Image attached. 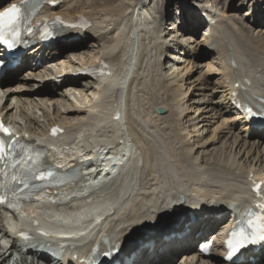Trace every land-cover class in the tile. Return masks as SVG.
Instances as JSON below:
<instances>
[{
	"label": "bare ground",
	"instance_id": "1",
	"mask_svg": "<svg viewBox=\"0 0 264 264\" xmlns=\"http://www.w3.org/2000/svg\"><path fill=\"white\" fill-rule=\"evenodd\" d=\"M6 1H10L11 3L17 2V0H0V4ZM53 1H60V0H53ZM72 1L74 0H62L60 1V4H58L55 8H47V10L48 12L52 14L62 15L68 19H77L81 15L86 16L90 18L91 20H93L94 26L93 28L89 29L86 34H84L81 40L77 41L79 43L68 45L66 46V48H68L69 50L74 49L78 46L84 45L87 40H94V43L100 42V43L107 45L106 47L109 50L107 51L106 49L107 53L103 54L102 59L108 61V63L112 65L115 64L116 66L117 64L119 68L125 62L124 66L126 67V69L124 72H119L120 73L119 77L120 76L122 77L120 78L122 80L121 84L126 85V88L124 92H123L122 87H119V89H117L116 88L117 80L114 82V85H113V81L115 79H114V72H113L114 69L112 67H111V74H112L111 76L102 77L98 81L97 79L91 80V82L94 84H96V82L98 83V91H100V94L102 95V101L105 98L107 100L108 97L110 99L113 98V100L112 101L110 100V102L112 105L114 104L115 106H112L111 111L108 112V115L110 114L112 118L110 120H106V117L104 119V117L102 118V116L99 117V116L94 115V113L92 112H94V110H96L97 107L104 108V106H101V105L97 106V104L95 105L96 107L93 106L94 102H91L92 107L89 109V111L87 110V112H83L82 110L75 108V106H70L67 109V111L69 112H66L67 117L64 120L70 121V119L74 120L80 117L78 119L81 122L80 124L78 123V125L73 126L74 129L73 128L70 129L66 126L64 122L62 123L58 121L52 122L51 124L59 123L60 125L63 126V128L66 131L64 137H61L60 139L59 138H56V139L49 138L47 136V133L49 131L48 128L42 132V136H43L42 143L53 144L57 146L61 142V140L63 141L64 139H67V140L70 139L72 141H75V138H78L77 135L82 136L86 130L93 129L89 127L96 126L98 132L104 129L106 130L109 129L107 131L106 130L104 131V134H105V132L106 133L112 132L111 127L119 126V118H120V113H121L120 111L121 97L123 96L124 102L125 100L126 101L129 100V98L135 91L134 90L135 85H142L143 83H140L141 80L146 79L148 77V74L143 75L142 73H144L143 69H145L147 64H149V62L146 61L148 56L150 55V54L148 55V52L150 49L149 47H151L153 43H156V42L159 43L158 39L163 38V33L161 32L162 31L161 26H159L157 28L158 30L155 32H153L154 28L151 30L147 29L145 24L150 22V19L147 18L146 16L147 14L146 15L140 14V19L135 18L134 24L127 26L128 27L127 29L125 25L120 26V22H117V21H115V24H113V21H112L110 26L107 25L106 27H101V26L96 25L97 26L96 28L95 27L96 23H95V20L93 19L95 17L93 16V14H91L92 12L85 11V12L73 13V10H71L69 7V4ZM178 1H181V2L183 1L182 6H181L182 16L179 19H177L176 24H174L175 30L178 29V32L179 33L181 32L180 34H185V33L193 31L192 28L194 29L201 28L203 26L202 23L203 24L205 23V21L201 20L203 13L200 11L202 9H200V11H192L189 6V0H178ZM257 3H258L257 1L256 2L254 1L251 3V7L249 10L250 15L248 18L252 19L258 16L259 9L256 6ZM146 6L147 5H144L142 3L141 5H138L137 9L141 7L142 10H144L146 9ZM209 13L211 14L213 12L209 10ZM209 13L206 17H209ZM212 15L215 16L216 14L213 13ZM166 20H167V17H166ZM246 21L243 22L244 24H242V27L246 26V24L248 23V22L245 23ZM256 22L257 20L254 22V26ZM208 25L210 29H209L208 38L206 39H207V42H210V41L213 42L210 45L212 47L196 50L193 54L190 53L189 55L190 56L194 55L193 57L194 59L196 60L198 59L202 61L208 58V54L215 55L214 65H215V59L220 65L217 67V69H215L218 73L214 75L215 77H219L218 82H215L217 86V94L220 95L219 102H217L216 104L222 116L231 115L233 111L234 112L236 111L235 103L238 101V98H237L238 94L240 92H243L248 97L251 96L252 93H254L252 91V86L254 85L255 87L259 85V82H261V80H259V74L263 72L262 71L263 66L262 64L259 63V60L264 59V43H260V42H263L262 40L255 41L252 37H250V34L254 30L251 28V27H254L253 25L248 26L247 28L248 29L247 32L249 34L248 33L245 34L243 33V31H241L240 33L235 34L234 36H231L228 34V31L226 30L227 24L225 23L223 24V21L219 22V24L217 25L216 24L215 25L208 24ZM137 27H143L144 28L143 32L146 33V36H148V39L150 40L148 41L146 45H143L144 48L141 51L142 56L138 55L139 58L135 55L127 56L128 51L123 50V46L125 47V45L127 47H131V46L135 47V42H137L138 40L133 41V39H134L135 31L137 30ZM95 30H96V33H95L96 36L93 34ZM118 30H120V32H118ZM90 32H91V35L89 34ZM97 32H98V35H97ZM83 33L84 31L82 32V30H78V29L71 30L69 31V37L78 38L81 35H83ZM92 34H93V37L89 38L92 36ZM153 35L155 36V38ZM167 44H166V41H164L163 43H160L156 47L158 48V50H160L159 58L157 59L156 64H155L157 69L160 68L161 66V58L169 50L168 49L169 45ZM63 48H65V46H61L60 44H53L42 50L38 49L37 51L40 54L39 58H43L45 56L44 60H50V59H54L56 55L59 53V51H61V49ZM102 52H105V50ZM141 53L139 52V54ZM35 55L37 54L33 52L30 55H28V57H33ZM122 57L123 58L125 57V58L122 59ZM241 57H244L249 64L245 62L244 60H242ZM27 58L22 63V66L19 67L20 69L19 71L25 70L26 68V70L29 71L30 75L34 77V75H38L37 68H39L38 67L39 65L36 67H33V65H35L34 63L35 61H32V64L33 63L34 64L31 66V63L29 62V60H27ZM134 58L136 61L138 60L137 62L138 67H140L139 69L142 70V73L138 75L137 77H133V75H131V72L129 71L130 70L129 65L134 62L133 61ZM98 60L99 59L97 58H95L94 60H90V63L87 62L84 66L94 64ZM39 62L41 63V59L39 60ZM245 67H251L253 69L256 75V80H253L252 79L253 76L247 71L243 72ZM135 69L136 68L134 67L133 70L135 71ZM259 69L261 70V73H259ZM79 70H82V68L80 69L75 68L76 72H78ZM17 71H18V68H15L14 70L10 71L9 73L10 78H8L6 81L0 84V87L2 89L1 90L2 96L0 94V101L4 98L5 95L12 94L11 91L8 92L10 89L9 88L10 82L15 81V79L18 80L17 83L24 80V79H17L16 77ZM212 72L211 73L209 72V74L211 75ZM61 75H65V73L62 72L60 76ZM7 76L8 75H6V77ZM152 76H153V73H152ZM155 77L156 76H153V78ZM86 79H89L90 81V78H86ZM74 81L76 83L80 82L79 79H74V78L67 79L64 82L63 81L59 82V85H60L59 87H62V88L65 86L72 87V85L75 83ZM206 81H207V78L203 79V76H201V78L199 79L200 83H206ZM154 82L160 83V80L157 79ZM77 86H80V83ZM146 88L148 89L147 92H149V94L147 92L146 94L153 97L156 93V89H155L156 87L151 90H150L151 86H147ZM164 90H166V88L164 89L163 87V92ZM143 92L145 93L144 90ZM223 92L225 95H223ZM56 93L57 92H54V90H48L47 88H44V89H41L40 91L38 90L35 92L31 90L27 91L26 89V90L21 91V93H18L17 96L20 97L21 100H24V98H28L29 100H32L34 97H37V96L38 97H48L51 95H55ZM185 95L186 94L183 93L180 88L176 87V88H172V90H168L166 102L160 103V104L156 103L157 107L156 105L153 104L154 102L151 100V98L150 99L148 98V101L149 103L152 104V105L149 104V106H152V108L154 106L156 107L154 108L155 111L157 109H164L169 112L168 117H171L170 119L167 116H164V114L160 115L161 121H164V119L166 118V120L163 123L161 121L159 123V120L155 122L154 121L155 119L151 117V120H152L151 124L152 125L155 124L153 127L160 128L159 126L166 124L168 126L167 129L170 128V130L174 132V137L177 139V141H181L180 144L182 145L181 147L183 149L180 153H178V155L175 151L173 152L171 150L170 151H171V154L175 156L176 158H178L180 161V164L178 163V171H177L178 178L179 180L181 179L180 181H182L183 184H186V187L188 186L187 188L188 190H190V192L189 191L187 193L180 192L179 194H181L185 199H187L188 206H193L194 208H196V212L198 210L199 211L202 210V212L196 213L195 215H193L194 218H198V222L196 224L192 223V220L186 219V217H184L185 214L183 215L178 214L177 216H173V215H176L175 214L176 211L180 210V207L183 208V206L177 207V205H183V203H185L183 200L185 199L178 200L176 196L177 191L175 190L174 197L171 199L173 201L172 203L169 200V195L166 194L165 191L162 189L161 177L163 176L165 177V175L162 174L161 172L164 170L166 175L168 176L170 175L168 174V170H166L167 169L166 166L169 165L168 164L169 162L167 163L166 154L165 152H163L165 145L162 143V147H161L158 141H150V142L149 140L147 141L140 132V131L143 132L144 128L142 127V125H140V122H138L136 119L133 118L132 111L129 112V109L126 108L125 110L123 109L122 111H123L124 116H125V113H124L125 111L128 110L129 112L127 114V117L129 119L128 121H130V128L128 132L130 136L134 139L135 144L145 146L142 149V156L144 158L145 164L141 166V161L138 157V154L133 151L132 146L130 145V141H128L127 137H124L123 132H120V131L116 132L117 134H119L120 139L122 141L127 140V144L126 145L124 144L125 146L123 147V150H122V151H125V154H124L125 156L124 158L121 159L122 161L120 163H116L117 165H114V164L112 165L110 161H106L104 157H102L101 155L100 148H98L97 151L91 152L88 155L89 158H101L98 164H95L94 162L95 167H94V170L91 171V173H94L95 171H97L96 174L99 173L101 176L104 175V173L112 174L113 172H116V171H118L119 173L116 178L112 179V181L108 180L107 178H98L95 180L94 177H91L88 180L89 181L88 184H90L89 187L93 189L94 186H100V190L97 191L96 193H93L89 201L74 202V204H71L69 206L66 205L65 208H62L60 212H58L57 215L55 216L57 219L59 218L58 220L61 219V220L72 221V222L75 221L76 222L75 224H77V222L80 220L79 218H83V219L93 218V222L92 224H90L89 230L79 233L77 235V238L74 239V241L81 242V243H86V242L90 243L95 231L96 232L97 230L101 231L107 227L112 226V225H109V222L111 221L112 217H115L117 215L118 217L122 218L125 215L123 218V223L121 224V227L119 228L120 230H118L116 233L112 231H107V233L105 234V238L108 241L107 242L108 244H114L116 242H120L121 240H123V237H125L129 233L130 230L133 231L134 229L141 227L142 225H144L147 221L151 219H155V221H159L160 219H162L164 217V214L169 209L170 211H168L167 213L173 214L172 216L174 217L175 226L170 227V230L168 232L160 230L161 228L159 226V228L156 230L157 232H153L147 237L145 236L142 240L140 239L133 246L125 248L123 250L125 259H129V258L131 259L130 261L124 262V264H167L171 262V260L178 253H181L182 255L181 258L183 261L187 260V261H190L189 263H192V264L193 263L199 264L201 262L202 263L206 262L207 264H226L222 260V256L217 253H214L209 259L202 260L200 258H197V252L195 251L194 246L200 243L201 241L213 235H216L215 233H217L220 226L223 225V223H225L226 221H228L229 217L231 216V212H230L231 210L228 207L230 203L234 202L237 205H243L249 201V199L251 198V193H250V190H248V188L246 189V191H244L245 187H242V186L240 188L241 190L243 189L244 190L242 191V194L240 195H236L235 191L225 192L227 187L224 189L225 191L221 192L220 194H215L216 196H214V194L210 192H204V191H206L209 185H211L213 182L223 183L227 178H229V176L232 175V171L242 172V175H243L242 184L244 186H248L249 178L255 179L257 181H261L264 185V149L262 148L264 145V131L259 130L254 127H250L248 125L246 126L242 122H239L237 120L232 122V124L228 126V128L226 129V132H223V135L220 136V139H223L225 136L228 137L226 140L231 139L233 135H235V131H240L244 135V137L240 136L239 138L236 139V141L232 142L231 144L229 142L226 144L223 143L226 146L230 145L231 147H233L232 153L235 150L237 151L236 158L239 155H241L244 150H246L245 154H247L249 150L251 152H253L254 150L258 152L257 153L258 157L254 158L253 161H250L251 165L243 166L240 164L241 163L240 161L238 162V165H236L234 169L230 168L226 163H224V160H223V154H224L223 150L224 149L222 147L217 148L219 139H212L211 141L209 140L202 144V142H197V143L189 142V140L186 139L187 136L189 137L190 135L189 133L185 137L181 136L179 129L186 130V125L188 124V122H185L187 116L185 117L184 115L185 111L187 110V105L185 106V108L184 106L183 108L180 107L179 108L180 111L178 113L176 111L172 112L173 108H171V103L173 101L179 100L180 97L185 96ZM211 96L213 95H208L205 97L208 98ZM213 97L216 98V96H213ZM100 99L97 100V103L100 101ZM106 100H104V102ZM183 100L184 98L181 101ZM211 104L213 105V103ZM7 107H8L7 105L4 106V109L8 110ZM214 108H211L210 112L217 110ZM115 110H117L118 112V117L116 120L113 119L114 114L116 112ZM97 111L99 114L100 110L97 109ZM102 113H104V111ZM9 115L11 116V114ZM81 115H85V117L84 116L81 117ZM68 116H71V117L68 118ZM81 118H85V121L84 119H81ZM51 124L49 126H51ZM143 124L145 125L146 122H143ZM151 124L148 122L145 126L147 127L148 125L149 127H151ZM231 126H234L236 130L229 129V127ZM190 128L194 130L192 134H194V137L198 139L199 131H196L197 124L194 126L191 125ZM16 130L18 131L19 129L17 128ZM25 131L29 133L30 135L31 133L35 134L31 130H25ZM88 136L89 138H87ZM88 136L85 137L83 146L80 145L79 147H74L75 152L73 153L69 152L68 154L69 156L68 157L66 156L67 157L66 161L73 158V155L75 153L78 154L84 150H88L89 148H92L93 146L102 145V144L107 145L109 142L113 143V140L105 139L106 137H109L106 135H103L102 136L103 138H95L92 135H88ZM116 136L117 135H114V137ZM248 137L249 139H247ZM255 140L259 142L255 143ZM95 141H97L96 144L93 143ZM89 143H92L94 145L91 144V146H89ZM201 144H202V147H199ZM100 147H103V146H100ZM63 153H67V152L65 150L60 151L57 154V156ZM118 155H115V156H118ZM90 156H93V157H90ZM127 157H129V159L127 160L126 164L122 166L121 164H123L126 161ZM73 165H76V163H73ZM145 174L149 177V180L146 181L147 182L146 184H142L143 191L141 192V196H140L142 199H140L137 202L133 199V194L138 189V187H140L141 183H143V179L141 180L140 176L141 175L145 176ZM88 175L90 176V171H88ZM167 180L169 183V177L167 178ZM170 186H171V181H170ZM171 187H173L174 189L176 188L175 186H171ZM90 188L88 190L92 192ZM108 189L111 190V194L109 195H107ZM79 194L80 193H77V195ZM194 195L199 196L200 198L197 199ZM40 198L43 201L37 202L34 205L39 206V208L42 209V208H45L47 204L46 202H44V197L41 196ZM47 210L40 211L39 209L37 210V213H34V214L37 215L39 222L44 223L46 225H52L53 223L50 222L51 220L50 216H46V215H51L50 213L53 214L55 213L56 210H52L51 208H47ZM111 211H113L112 212L113 216L110 218L109 215ZM217 213H222V216L220 219L215 217V214ZM97 217L100 220H97ZM180 217L182 218L178 221ZM28 220L29 218L27 217L25 218V217H22L21 215H18V222L25 223V221H28ZM3 226H4L3 230H0L2 234H5L4 229H6L10 235H14L15 224L13 223L12 219H6L5 221H3ZM91 229L93 230V233L91 232L92 231ZM170 232L172 234L182 233L184 235H182L181 237L180 236L176 237L175 235H172L170 236V238H168L167 234ZM74 235H76V233H74ZM52 240L56 241L55 238H52ZM18 242L19 241H16V240L13 241V244L11 245V248H10L11 250L10 252L9 250H7L8 245L6 243L1 244V246H3L4 248L2 251L0 250L1 251L0 258L2 259V262L0 264L8 263V260L10 256L13 254V251L18 249V245H17ZM30 243L36 244V245H30V246H33L35 249L32 256L34 258L37 257L39 259H42L41 261L49 260L51 258L50 256L45 257L42 255V253L46 252V250H49L50 252H53V253L55 252V251H51L53 249H47L45 247H41L40 245H38V244H41L43 246L42 244L43 241L41 240H33ZM1 246H0V249H1ZM220 249L221 248H218V250ZM63 251L64 252L62 253L58 252V254L55 252L56 254L54 255L55 258L52 259L51 263L53 264H58L62 262L70 263L72 260L74 261L72 252L65 251V250ZM259 253H261V250H259ZM259 253L256 252L255 254H248V257H253V258L263 257L264 258V254H263L264 252L262 251L261 255H259ZM76 256H80V253H78ZM56 258H60V259H56ZM246 264H249V263H246Z\"/></svg>",
	"mask_w": 264,
	"mask_h": 264
},
{
	"label": "rangeland",
	"instance_id": "2",
	"mask_svg": "<svg viewBox=\"0 0 264 264\" xmlns=\"http://www.w3.org/2000/svg\"><path fill=\"white\" fill-rule=\"evenodd\" d=\"M254 1L258 2L256 6L259 9V14L257 17L251 19L248 18L250 15L249 10L251 7V3ZM182 2L178 0H113V1L112 0H74L69 4V7L71 10H73V13L85 12V11L92 12L91 14H93V16L95 17L93 19L95 20L96 28L97 26H101V27H106L107 25L110 26L112 21L113 24H115V21H117L120 22V26L125 25L127 29L128 28L127 26L134 24L135 18L140 19V14H144V15L147 14L146 15L147 18L150 19V22L145 24L148 30L154 28L153 30L155 31L156 28L161 26L162 27L161 32L163 33V38L158 39L159 43L152 42L153 45L149 47L150 48L149 52L147 50L148 55L150 54L149 55L150 57L148 56L146 60L147 62H149V64H147L146 68L143 69L144 73H142V70L139 69L140 67H138L137 64L138 60L136 61L135 58L133 59L134 62L129 65L130 68L129 71L131 72V75H133V77H137L141 73L143 75L148 74V77L146 79L141 80L140 83H143L142 85H135L134 94L129 98V100L127 101L125 100L124 102L123 96L121 97L120 111H122L123 109L125 110L127 108L129 109V112L130 111L135 112L137 116L136 118L142 123L146 122L147 124L149 122L151 124L152 123L151 117L155 119L154 120L155 122L159 120L160 123L161 121L160 115L154 110V108L157 107V104L166 102L168 90H172V88H176V87L180 88L182 92L185 93L186 95L180 97L179 100H176L177 102L173 101L171 103V108H173L172 112L176 111L179 113L180 111L179 108L180 107L183 108V106L185 108V106L187 105V110L185 111L184 115L185 117L187 116L185 122H188V124L186 125V130L179 129L181 136L185 137L189 133L190 134L189 137L187 136L186 138L187 140H189V142L191 143L202 142V144L205 143L206 141L209 140L211 141L212 139H219L217 148L222 147L224 149L223 160L224 163H226L230 168L234 169L236 165H238V162L240 161H241L240 164L243 166L251 165L250 161H253L254 158L258 157L257 151L254 150L253 152H251L249 150V152L245 154L246 150H244L243 153L236 158L237 151L235 150L232 153L233 147H231L230 145L226 146L223 144V143L226 144L228 142L231 144L232 142L236 141V139L239 138L240 136L244 137L242 132L235 131V135H233V137L231 138L232 140L231 139L226 140L228 138L227 136H225L223 139H220V136L223 135V132H226L228 126L232 124V122L238 120V118L237 115L234 114V112L231 115L222 116L220 114L219 108L217 107L216 103L219 102L220 95L217 94V86L215 82H218L219 77H215L214 75L218 73L215 69H217V67L220 65L215 59V65H216L215 67L214 65L215 55L208 54V58H206V60L204 61L198 59L196 60L193 58L194 55L191 56L189 55L190 53L193 54L196 50L212 47L210 45L213 42L212 41L207 42L206 39L208 38V34H209V29H210L209 25L206 24V22L204 24L202 23L203 26L201 28H196V29L192 28L193 31L185 34H180L181 32L179 33L178 29L175 30L174 24H176L177 19H179L182 16V11H181ZM142 3L144 5H147L146 9L142 10L141 7L137 9L138 5H141ZM189 6L195 9V11L196 10L200 11V9L202 10L205 9L206 16L208 15L209 10H211L216 15L213 16L212 15L213 13L211 14L209 13V17L205 16L207 20L209 19L210 21H212L214 25L215 24L217 25L219 24V22L223 21V24L224 23L227 24L226 30L228 31V34L231 36H234L235 34H238L241 31L247 34L248 26L251 25L254 26V22L257 20L255 26L251 27L254 30L250 34V37H252L255 41L262 40L263 42L260 43H264L263 40L264 39V0H245V1L244 0H189ZM201 20L207 21L204 18V16H202ZM244 21H246L245 23L247 22L248 23L246 24V26L242 27ZM143 29H144L143 27H137V30L135 31V35H134V41L137 40L138 41L135 42L133 54L138 58L139 56H142L141 51L144 48L143 45H146L148 41H150L148 39V36H146V33L143 32ZM118 32H120V30H118ZM95 33L96 30L93 32V34L96 36ZM89 34L91 35V32ZM93 34L89 38H92ZM164 41H166V44L168 43L167 45H169L168 47L169 50L167 49L168 51L161 58V66L160 68L157 69L155 64L157 59L159 58L160 50H158V48L156 47L157 45L163 43ZM76 43L79 42L67 43L62 45L65 46V48L61 49V51H59V53L56 55L54 59L46 60L41 65V67L37 68L38 75H34V77L31 76L29 71H27L25 68V70L19 71L16 74L17 79H24V80L17 83L18 80L15 79V81L10 82L9 84L10 89L8 92L11 91L12 94L5 95L7 99L5 105L8 106L7 107L8 109H11L9 110V114H11L12 117H14V119L19 122L18 124L19 129H26L33 131L35 134L32 133V135L35 136L39 141L43 140L42 132L45 131L46 128H48V126L54 121H58L61 123L64 122L66 126L70 129L71 128L74 129L73 127L74 125L76 126L78 125V123L79 124L81 123L80 120H78L80 117L74 120L70 119V121L64 120L67 117L66 112H69L67 111V109L70 106H75V108L82 110L83 112H87V110L89 111V109L92 107L91 102H94L93 106H95L96 104L97 106L100 105L104 106V108L97 107L96 110L92 112L94 113V115L99 117L102 116V118L104 117V119L106 117V120H110L112 118L110 114L108 115V112L111 111L112 106H115L114 104L112 105L110 102V100L112 101L113 98L110 99L108 97L107 100L106 98L104 99L106 100L105 102L104 100L102 101V95L100 94V91H98L97 82L96 84H94L88 79H80V82L78 83L74 81L75 83L72 85V87H67V86L63 88L59 87L60 86L59 82L61 79L59 76L62 72L66 74L75 71V68L77 69L83 68V66L87 62L90 63V60H94L95 58L101 60L103 58V54H106L107 51L109 50L106 47L107 45L100 42L94 43V40H87L85 44L83 43L84 45L78 46L74 49L69 50L68 48H66V46ZM104 50L105 52H102ZM139 52L141 54H139ZM261 60H259V63L262 64L263 66L262 69L263 72L259 74V80H264V59ZM134 67L136 68L135 71L133 70ZM112 68L114 69L113 70L114 79H115L113 81V85H114V82L119 78L120 68L117 64L116 66L115 64L112 65ZM208 71L210 73L213 71L211 74L212 76L209 74ZM152 73L153 76H156L155 78H153ZM201 76H203V79L207 78L206 83L199 82ZM157 79L160 80V83L154 82ZM79 83L80 86H77ZM152 85L155 86L156 88L153 87ZM147 86H151L150 90L153 88L156 89V93L153 97L146 94V92L148 91V89L146 88ZM121 87L123 88V92H124L126 85L121 84ZM163 87L164 89L166 88L164 92H163ZM44 88H47L48 90H54V92L57 93L55 95H51L48 97L37 96L34 97L32 100H29L28 98H24V100H21L20 97L17 96L18 93H21V91L26 89L27 91L31 90L35 92L38 90L40 91L41 89ZM143 90L145 91V93L143 92ZM261 91L264 92V88H262ZM147 93L149 94V92ZM208 95L216 96V98L213 96L206 98L205 96ZM223 95H225L224 92ZM148 98L149 99L151 98V100L154 102L153 104L156 105V107L154 106L152 108V106H149V104L150 105L152 104L149 103ZM183 98L184 100L181 101ZM98 99H100V101L97 103ZM210 102L213 103V105ZM211 108L217 110L210 112ZM97 109L100 110L99 114ZM103 111L104 113H102ZM164 111H165L164 116L168 117L169 112L166 110ZM129 112L128 110L125 111L124 112L125 116H124L122 111L119 126H117L118 128L114 126L111 127L112 128L111 133L115 134L117 131L123 132V135L127 137L128 141H130V145L132 146L134 152L138 154L141 163L145 164L144 158L141 155L142 153L141 148L143 145L135 144L134 139L130 136L128 132L130 128V121H128L129 119L127 117V114ZM82 116L85 117V115H81V117ZM69 117L71 116H68V118ZM168 118L171 119V117ZM81 119H84L85 121V118H81ZM165 120L166 118L164 119V121ZM164 121L161 122L163 123ZM196 124H197L196 131H199L198 139L194 137V134H192L194 130L190 128L191 125L194 126ZM154 125L155 124L153 125L151 124V127L147 125V128H144L143 132L142 131L140 132L147 141L148 140L149 142L158 141L161 147H162V143L165 145L163 152H165L166 154V159L168 160L167 163L169 162V165L166 166L167 168L166 170H168V174H170L172 179L173 175L176 174L178 171V163L180 164V161L178 158H176L171 154V151L172 152L175 151L178 155V153H180L183 149L181 147L182 145L180 144L181 141H177V139L174 137V132L170 130V128L167 129L168 126L166 124L159 126L160 128L153 127ZM89 128H93V129H88L84 133L82 132L83 133L82 136L77 135L78 138H75V141H73V143L70 145L69 148L70 150L66 151L67 153H63L59 155L60 160L67 158L69 156L68 155L69 152L73 153L75 151L74 147H79L80 145L83 146L85 137L88 135H92L95 138H103L102 136L106 135L109 136L105 138L107 140L115 139L113 134H111L110 132L107 133L105 132L104 134V131L106 129H104L103 132H98L96 126ZM229 129H235V128L234 126H231L229 127ZM87 138H89V136ZM256 142L259 141L255 140V143ZM93 143L96 144L97 141ZM91 144L92 143H89V146H91ZM202 144L199 147H202ZM262 148L264 149V145ZM161 173L165 175V177L164 176L161 177V180L165 179L168 184V180H167L168 175L165 174L164 170ZM242 176H243L242 172L232 171V175L229 176V178H227L225 182L223 183L213 182L204 192H210L214 194V196H216L215 194H220L221 192L225 191L224 189L227 187L225 192L235 191L240 194L244 190V189L241 190L240 188L241 186L244 187V185L242 184L243 182ZM147 180H149V177L145 174V176H143V183H141L140 187H138V189L135 191L134 193L135 195L133 194V199L135 201L138 202L140 199H142L140 196H137V193H141L143 191L142 184H146ZM187 187L185 184L184 188L186 193L188 191L190 192V190H188ZM167 189H168L167 190L168 195H170L171 192L173 193L175 191V189L171 187L170 184L167 187ZM244 191H246V189ZM27 210H28L27 212H24L26 215L30 213H37V210H39V206L36 205L29 206L27 207ZM117 218H119L117 215L115 217H112L111 221L109 222V225L113 223L112 226L114 227L116 224L115 220H117ZM0 230H2L1 222H0ZM2 237H3L2 232H0V246L2 243H6L9 246L10 241L5 240ZM3 248L4 247L1 246L0 250L2 251ZM10 251L11 250H9V252ZM181 256H182L181 253L176 254L175 257L171 260V262L167 264H191L189 263L190 261L187 260L183 261ZM9 260L12 264H40L39 262H36V260H34V258L31 256L24 257L23 255H21L18 249L13 251V254L10 256ZM48 263L53 264L50 263V261L46 262V264ZM199 264H207V263L201 262ZM261 264H264V262Z\"/></svg>",
	"mask_w": 264,
	"mask_h": 264
}]
</instances>
